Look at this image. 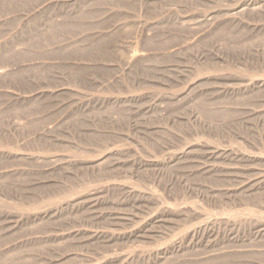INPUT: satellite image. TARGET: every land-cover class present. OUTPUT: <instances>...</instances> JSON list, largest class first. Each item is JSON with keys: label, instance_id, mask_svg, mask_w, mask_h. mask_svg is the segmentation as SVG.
<instances>
[{"label": "rangeland", "instance_id": "obj_1", "mask_svg": "<svg viewBox=\"0 0 264 264\" xmlns=\"http://www.w3.org/2000/svg\"><path fill=\"white\" fill-rule=\"evenodd\" d=\"M0 72V264H264V0H0Z\"/></svg>", "mask_w": 264, "mask_h": 264}, {"label": "bare ground", "instance_id": "obj_2", "mask_svg": "<svg viewBox=\"0 0 264 264\" xmlns=\"http://www.w3.org/2000/svg\"><path fill=\"white\" fill-rule=\"evenodd\" d=\"M130 58H131V61H132L134 57H130ZM131 61H130V62H131ZM1 74H3V73L0 72V75H1Z\"/></svg>", "mask_w": 264, "mask_h": 264}]
</instances>
